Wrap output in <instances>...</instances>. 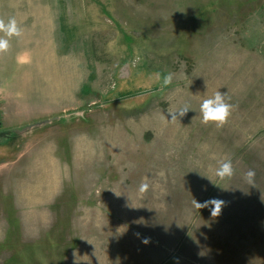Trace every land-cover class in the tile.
Wrapping results in <instances>:
<instances>
[{
    "label": "rangeland",
    "instance_id": "obj_1",
    "mask_svg": "<svg viewBox=\"0 0 264 264\" xmlns=\"http://www.w3.org/2000/svg\"><path fill=\"white\" fill-rule=\"evenodd\" d=\"M10 17L0 264H264V0H0ZM217 91L223 127L201 122ZM213 197L217 217L193 204Z\"/></svg>",
    "mask_w": 264,
    "mask_h": 264
},
{
    "label": "clouds",
    "instance_id": "obj_2",
    "mask_svg": "<svg viewBox=\"0 0 264 264\" xmlns=\"http://www.w3.org/2000/svg\"><path fill=\"white\" fill-rule=\"evenodd\" d=\"M0 33L4 34L0 36V54H3L7 53L10 49L9 39L12 37H22L23 29L19 26L15 17H10L7 21H5L4 18H0ZM5 37H7V39ZM172 79V74H169L165 77L164 84L167 85L171 83ZM233 107L234 106L227 101L226 93L217 91L211 98L202 101L200 105L201 122L204 125L214 124L216 127H223L228 122ZM189 110L190 108L188 106H184L176 112H169V114H171V119L175 120L185 116ZM215 175L221 180L232 178L235 175V168L232 160L225 159L221 161L218 168L215 169ZM254 177L255 172L251 169L244 174L245 181L250 185H254ZM147 189L148 184L142 182L139 186V191L145 193ZM193 204L197 209L210 208L212 217H217L220 215L225 202L219 198L213 197L203 203L194 200ZM147 242V240L144 241V243Z\"/></svg>",
    "mask_w": 264,
    "mask_h": 264
},
{
    "label": "water",
    "instance_id": "obj_3",
    "mask_svg": "<svg viewBox=\"0 0 264 264\" xmlns=\"http://www.w3.org/2000/svg\"><path fill=\"white\" fill-rule=\"evenodd\" d=\"M27 127H29V126L19 127V128L13 129L12 132L21 131L22 129L27 128Z\"/></svg>",
    "mask_w": 264,
    "mask_h": 264
}]
</instances>
